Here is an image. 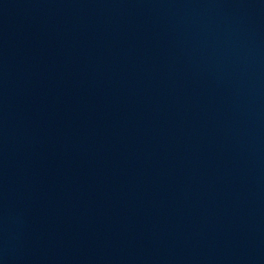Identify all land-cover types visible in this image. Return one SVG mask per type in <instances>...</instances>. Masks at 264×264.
Returning <instances> with one entry per match:
<instances>
[{
	"label": "water",
	"instance_id": "water-1",
	"mask_svg": "<svg viewBox=\"0 0 264 264\" xmlns=\"http://www.w3.org/2000/svg\"><path fill=\"white\" fill-rule=\"evenodd\" d=\"M0 264H264V0H0Z\"/></svg>",
	"mask_w": 264,
	"mask_h": 264
}]
</instances>
